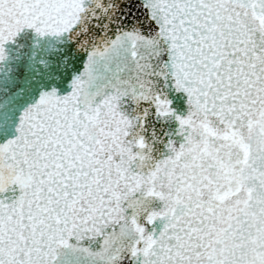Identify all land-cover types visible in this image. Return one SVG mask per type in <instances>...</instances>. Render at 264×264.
<instances>
[{
  "label": "snow or ice",
  "instance_id": "snow-or-ice-1",
  "mask_svg": "<svg viewBox=\"0 0 264 264\" xmlns=\"http://www.w3.org/2000/svg\"><path fill=\"white\" fill-rule=\"evenodd\" d=\"M0 264H264V0H0Z\"/></svg>",
  "mask_w": 264,
  "mask_h": 264
}]
</instances>
